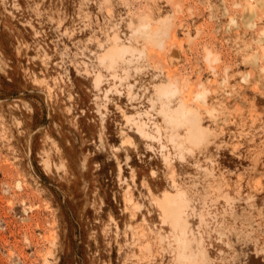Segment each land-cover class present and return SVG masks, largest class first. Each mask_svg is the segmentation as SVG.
<instances>
[{
  "label": "rangeland",
  "instance_id": "rangeland-1",
  "mask_svg": "<svg viewBox=\"0 0 264 264\" xmlns=\"http://www.w3.org/2000/svg\"><path fill=\"white\" fill-rule=\"evenodd\" d=\"M193 1L0 0V264H181L165 191L203 264H264V0Z\"/></svg>",
  "mask_w": 264,
  "mask_h": 264
},
{
  "label": "bare ground",
  "instance_id": "bare-ground-1",
  "mask_svg": "<svg viewBox=\"0 0 264 264\" xmlns=\"http://www.w3.org/2000/svg\"><path fill=\"white\" fill-rule=\"evenodd\" d=\"M193 1V0H192ZM194 2V1H193ZM235 3V2H234ZM195 4V3H194ZM247 4V3H246ZM251 4V3H250ZM249 5V4H248ZM254 5V4H253ZM261 5V4H260ZM224 6V5H223ZM248 9V8H247ZM166 17V16H165ZM230 20V19H229ZM160 21V23H162V21L161 20H159ZM155 22H158V20L156 21L155 20ZM230 22V21H229ZM130 23H132V22H130ZM159 23V22H158ZM160 23H159V26H156L155 25V28H153L152 27V25H151V22L149 21V19H147V18H140L139 20H138V23H137V31L135 30V27H134V33H135V31H136V33L138 34H140L141 36H139V37H142L143 39H145V40H147L148 42H152V43H155V44H157V45H161V43H162V37H164L165 35H167L166 33V31H165V29H164V27L162 28L161 26H160ZM134 24V23H133ZM132 24V25H133ZM136 25V24H135ZM169 24L167 23V25H166V27L168 26ZM232 26H233V23H232ZM235 27V26H234ZM252 33V32H251ZM163 35V36H162ZM248 35V34H247ZM173 36V35H172ZM115 38H116V40H114V41H118L119 39H117V38H119V37H116L115 36ZM113 41V42H114ZM151 43V44H152ZM120 44H122V43H120ZM118 45H116L115 44V52H116V58H115V62H116V60H118V57L119 58H121V57H123V55L126 53V52H130L131 53V55H133V54H135V53H138L139 55L138 56H140L141 54L143 55L144 54V52H143V50L141 49V50H136V49H132V48H130V49H127L126 47V49L125 48H123V47H121V45H120V47L118 46ZM126 46V45H125ZM156 46V45H155ZM128 47V46H127ZM262 47V46H261ZM113 49H114V46L112 47ZM111 48V49H112ZM142 48H144V46L142 47ZM263 48H264V46H263ZM262 48V49H263ZM109 52H111L110 50H109ZM114 52V53H115ZM111 53H113V51L111 52ZM105 54L106 53H104V56H105ZM108 54V53H107ZM129 54V53H128ZM114 56H115V54H113ZM175 55H176V53H175ZM102 56V55H101ZM100 56V58H102L103 59V56L101 57ZM108 56H110V55H108ZM111 57V56H110ZM264 57V56H263ZM106 59H107V56L105 57ZM109 58V57H108ZM110 59V58H109ZM112 59H113V56H112ZM101 60V59H100ZM114 60V59H113ZM120 60V59H119ZM107 61V60H106ZM213 61H215V60H213ZM234 61V60H233ZM103 62H104V60H103ZM109 62V61H108ZM110 62L112 63V60L110 59ZM114 62V61H113ZM114 62V63H115ZM114 63H112V64H114ZM117 63V62H116ZM110 64V63H109ZM113 65H110V67H112ZM109 67V68H110ZM115 67V66H114ZM214 68V67H213ZM210 69V68H209ZM219 71V70H218ZM208 72V71H207ZM224 72V71H223ZM225 73V72H224ZM98 74V73H97ZM96 74V75H97ZM119 75V74H118ZM256 75V74H255ZM99 75H97V77H98ZM117 76V75H116ZM99 78V77H98ZM97 79V78H96ZM244 79V78H243ZM240 80H242V79H240ZM206 81V80H205ZM167 83V82H166ZM170 83H172L171 81H169V83H168V86H169V84ZM175 83H173L172 85H174ZM165 85V84H164ZM162 86V85H161ZM166 86H167V84H166ZM176 86V85H175ZM202 86V85H201ZM130 87H131V85H130ZM169 87H171V86H169ZM158 88H160V87H158ZM161 89V90H160ZM160 89H158L159 91H157V93L159 92L160 93V91H164V89H165V86H163V90H162V87L160 88ZM168 88H166V90H167ZM174 89H175V87H174ZM178 89V88H177ZM165 90V91H166ZM170 90H171V88H170ZM173 90V89H172ZM107 91V90H106ZM177 91V90H176ZM175 91V92H176ZM191 92V91H190ZM190 92H188V93H186V95L183 97V99L181 100V103H180V105H179V110H178V113H176V117H175V119H173L174 120V124H176V125H179V127L181 126V127H183L184 129H185V134H186V136H188V138H189V135L194 139V142L193 143H196L197 141H199L198 139L199 138H201L202 140H204V142L206 141V137H205V135H204V131H203V129H202V127H201V125H200V123H199V121H198V119H197V117L196 116H198V115H196L197 113H194V112H196V111H192L190 108H186L187 107V104H186V107H185V103L184 102H186V101H188V100H191V97L194 99V100H197V101H199V103L200 104H202L203 106L204 105H206L207 104V102H206V95H207V90L206 89H202V90H200L199 92H197L196 94H194L193 96H191L190 95ZM158 93V94H159ZM170 93L172 94V92L170 91ZM169 93V94H170ZM161 94H162V92H161ZM164 94V93H163ZM162 94V95H163ZM166 94V93H165ZM168 94V93H167ZM166 94V95H167ZM174 94V93H173ZM173 94H172V96H173ZM179 94V93H178ZM262 94V93H261ZM156 95V94H155ZM260 95V94H259ZM164 96V95H163ZM168 96V95H167ZM171 96V97H172ZM261 96V95H260ZM263 96V95H262ZM261 96V97H262ZM159 97V96H158ZM162 96H160V98H161ZM168 98V97H167ZM169 98H170V96H169ZM169 98H168V100H169ZM157 99H159V98H157ZM164 99H165V97H164ZM173 99V98H172ZM192 99V100H193ZM179 100V99H178ZM191 100V101H192ZM177 101V100H176ZM178 102H180V100L178 101ZM166 103V102H165ZM187 103V102H186ZM179 104V103H178ZM182 104V105H181ZM163 106L165 105V104H162ZM168 105V104H167ZM168 107H170V106H168ZM173 107H175V106H173ZM166 108H167V106H166ZM165 108V109H166ZM172 109V108H171ZM167 110H169V109H167ZM166 110V111H167ZM175 110V109H174ZM195 110H197L196 108H195ZM209 110V109H208ZM207 110V112H209ZM198 111V110H197ZM204 111V110H203ZM168 112V111H167ZM170 112V111H169ZM168 112V113H169ZM199 114V113H198ZM211 114V113H210ZM168 115V114H167ZM167 115H164L165 117L167 116ZM174 114H172V116H173ZM196 115V116H195ZM169 116H171V115H169ZM217 116V115H216ZM164 117V118H165ZM125 118H126V121L128 122L129 120H133L134 121V125H136L137 126V129H138V131L140 132V133H144L143 131V127H141L140 125L141 124H139L140 122L139 121H137V120H134L131 116H125ZM170 118V117H169ZM215 118V117H214ZM171 119V118H170ZM225 119V118H224ZM137 121V122H136ZM168 121V123H169V125L170 124H172V121L171 120H167ZM139 122V123H138ZM145 123V122H144ZM133 124V123H132ZM157 127V126H156ZM173 128V127H172ZM145 129H146V127H145ZM148 131V130H147ZM156 131V130H155ZM158 131V130H157ZM163 131V130H162ZM145 134V133H144ZM147 134V133H146ZM146 134H145V136H146ZM149 134V133H148ZM147 134V135H148ZM163 134H165V133H163ZM172 135V134H171ZM175 135V134H174ZM177 135V134H176ZM185 136V137H186ZM170 137V136H169ZM172 137V136H171ZM173 138V137H172ZM177 138V137H176ZM193 139L191 140V142L193 141ZM171 142H172V140L171 139H169ZM190 140V139H189ZM173 141H175V140H173ZM176 142H177V140H176ZM124 143V142H123ZM173 143V142H172ZM202 143V142H201ZM175 144V143H174ZM188 144V143H187ZM197 144V143H196ZM180 145V144H179ZM120 147V146H119ZM163 147V146H162ZM175 147L176 148H178L179 146H178V143L177 144H175ZM174 147V148H175ZM180 148V147H179ZM182 149V148H181ZM184 151V150H183ZM127 157H128V155H127ZM168 156L167 155H165V154H163V160H164V162L165 161H168ZM167 163H169V162H167ZM46 166L47 167H49V162L48 161H46ZM120 170V169H119ZM131 174V173H130ZM153 174V173H152ZM154 175V174H153ZM124 181V180H123ZM127 186V185H126ZM178 194V193H177ZM174 195V196H173ZM183 197V196H182ZM182 199H184V198H182ZM127 201H129V202H132V197L129 195L128 197H127V199H126ZM185 201H186V199H185ZM184 201V202H185ZM159 202V205H160V207H161V219H162V222L163 223H167L168 225H169V227H170V234H172V237H173V240L175 241V245H177V250H178V252H177V255H176V260H177V262L178 263H181V264H184V262H186L187 260L190 262V264H203V261H205V259H206V254H205V252L203 251V250H200L199 248L201 247H199V242H198V240H196L195 238H194V235H192V231L190 230V228H189V222H188V220H187V214H185V203H183V201L180 199V197H179V195L178 196H175V194L173 193L172 195L168 192V191H165L164 193H163V195H162V197L159 199V201H157V203ZM136 204V203H135ZM136 207H134V209H135ZM125 233V232H124ZM191 235V236H190ZM160 236V235H159ZM50 237V236H49ZM159 238V237H158ZM199 238V237H198ZM131 239V238H130ZM159 239H161V237L159 238ZM165 239V238H164ZM137 241V240H136ZM159 242H161V241H159ZM171 242V241H170ZM194 242H196V244H197V248L195 247V249L193 248L194 246H193V243ZM145 244V247H147L148 246V244H146V243H144ZM133 245V244H132ZM141 247V246H140ZM176 250V251H177ZM141 253V252H140ZM176 254V253H175ZM142 259V258H141ZM206 262V261H205ZM205 264V263H204Z\"/></svg>",
  "mask_w": 264,
  "mask_h": 264
}]
</instances>
